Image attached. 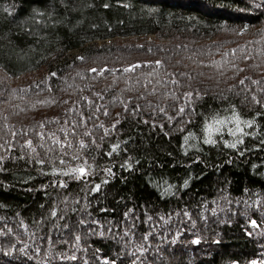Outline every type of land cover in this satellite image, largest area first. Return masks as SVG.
<instances>
[{"label":"trees","instance_id":"obj_1","mask_svg":"<svg viewBox=\"0 0 264 264\" xmlns=\"http://www.w3.org/2000/svg\"><path fill=\"white\" fill-rule=\"evenodd\" d=\"M106 261L264 264V0H0V264Z\"/></svg>","mask_w":264,"mask_h":264},{"label":"snow or ice","instance_id":"obj_2","mask_svg":"<svg viewBox=\"0 0 264 264\" xmlns=\"http://www.w3.org/2000/svg\"><path fill=\"white\" fill-rule=\"evenodd\" d=\"M159 63V62H158ZM181 111H183V109H181ZM234 121H235V123H236V129L237 130H240V119H239V117L238 116H235L234 118ZM218 123H220V124H223L224 122L223 121H218ZM247 126H251V121H245L244 122ZM207 131H208V133H209V135H208V137L204 140V142L205 143H209V144H211V143H215V141H213L212 140V138H211V136H212V132H213V129H212V127L211 126H209L208 128H207ZM216 131L217 132H219V129H216ZM232 135H235L236 134V131H232V133H231ZM187 139V138H186ZM239 142H242V141H239ZM31 144V141H29V145ZM84 145L82 144L81 145V147H83ZM230 147H235L236 145L235 144H232V145H229ZM117 147H118V145H117ZM116 149L115 148H113V151H115ZM61 162H63V161H61ZM73 171H75V170H73ZM79 171H80V173H81V175H83L84 174V169L83 168H80L79 169ZM106 182V181H105ZM97 187V189L100 187L99 185H97L96 186ZM253 226H256L255 225V222H253ZM105 264H107V261L105 262Z\"/></svg>","mask_w":264,"mask_h":264}]
</instances>
